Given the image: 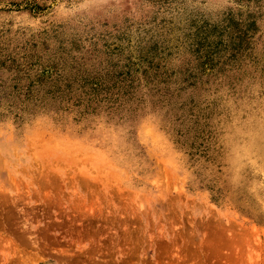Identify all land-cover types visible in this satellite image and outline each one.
<instances>
[{"label":"rangeland","instance_id":"rangeland-1","mask_svg":"<svg viewBox=\"0 0 264 264\" xmlns=\"http://www.w3.org/2000/svg\"><path fill=\"white\" fill-rule=\"evenodd\" d=\"M0 264H264V0H0Z\"/></svg>","mask_w":264,"mask_h":264}]
</instances>
